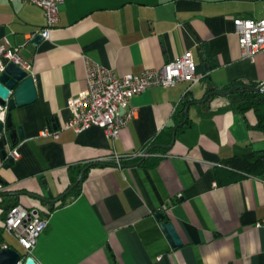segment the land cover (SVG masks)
I'll return each instance as SVG.
<instances>
[{"label": "crops", "instance_id": "crops-1", "mask_svg": "<svg viewBox=\"0 0 264 264\" xmlns=\"http://www.w3.org/2000/svg\"><path fill=\"white\" fill-rule=\"evenodd\" d=\"M59 19L49 40L33 44L43 10L0 0V45L21 49L37 91L33 103L12 111L24 140L8 150L19 158L8 169L0 160L8 187L0 217L15 203L49 218L30 256L38 264H264V175L236 179L224 164L264 152V132L253 111H231L219 93L237 81L264 85V51L244 57L234 26L264 19V0H64ZM187 53L200 82L136 96L137 116L118 139L99 127L62 129L69 101L86 88L89 62L139 76ZM169 131L171 149L146 166L104 162L149 150ZM78 167H86L79 176ZM84 173L80 193L57 201ZM156 213L173 224L181 246L171 245Z\"/></svg>", "mask_w": 264, "mask_h": 264}, {"label": "built area", "instance_id": "built-area-1", "mask_svg": "<svg viewBox=\"0 0 264 264\" xmlns=\"http://www.w3.org/2000/svg\"><path fill=\"white\" fill-rule=\"evenodd\" d=\"M13 2L15 0H8ZM24 3L41 8L45 16V27L41 32L44 39L49 40L52 31L59 24V10L64 0H20ZM235 32L243 56L253 59L264 51V19H236ZM9 64L17 65L28 75L32 73V63L27 61L18 47H10L8 43L0 45V75L6 71ZM197 66L191 54L168 62L161 69H148L141 75L118 76L114 71L88 63L86 88L68 103L71 119L63 125V130H73L82 133L92 127L102 128L111 139H118L120 133L136 118L137 111L132 100L154 87L171 88L178 83L188 82L190 87L200 82ZM8 101L5 106L0 104V122L6 124ZM43 135H50L45 132ZM59 139L60 133L53 134ZM1 139V137H0ZM9 156L14 160L19 158L16 149L9 150ZM163 155L152 154L148 150L123 156L114 155L104 162L122 167L126 163ZM8 190L0 180V196ZM264 220L258 223L261 227ZM49 226V218L38 210H31L21 204L14 206L3 220V229L11 234L27 253L31 255L37 246L40 236ZM1 249H8L2 245ZM18 264H24L21 260Z\"/></svg>", "mask_w": 264, "mask_h": 264}, {"label": "water", "instance_id": "water-1", "mask_svg": "<svg viewBox=\"0 0 264 264\" xmlns=\"http://www.w3.org/2000/svg\"><path fill=\"white\" fill-rule=\"evenodd\" d=\"M44 37L42 34H38L32 40L33 44H39ZM238 87L233 88L228 93L220 94L221 96L228 97L235 93ZM264 90V85L259 86L256 89H252L254 92H260ZM214 91L209 94L213 95ZM216 93V92H215ZM214 93V94H215ZM37 98V91L32 76H29L25 71L21 70L15 64H9L6 71L0 75V104L5 106L8 101V116L6 124L0 122V160L6 162L5 169L11 167L15 160L9 156L8 145L16 147L20 141L24 140V134L21 127L14 129L12 121V111L17 107H22L33 103ZM188 110V109H187ZM188 112V111H187ZM171 149V147H166ZM83 174L80 176L77 183L70 189L72 191L76 188L82 179ZM69 191V192H70ZM68 193V192H67ZM155 217L162 223V229L167 236L173 247H179L182 242L177 234V231L173 224L164 222V215L162 213H156ZM22 255L14 249H0V264H18L22 260ZM24 264H38L33 257H27L24 260Z\"/></svg>", "mask_w": 264, "mask_h": 264}, {"label": "trees", "instance_id": "trees-1", "mask_svg": "<svg viewBox=\"0 0 264 264\" xmlns=\"http://www.w3.org/2000/svg\"><path fill=\"white\" fill-rule=\"evenodd\" d=\"M235 87H238V90L228 96L229 109L235 113L243 115H245L249 111H253L257 117V125L255 126V128L264 132V90L260 92H254L252 91V89L258 88L259 85L248 83L246 81H237L231 84L230 86L219 90V93H228ZM190 104H192V101H186L183 105L182 112ZM167 135L168 136H165L167 137L165 140H163V138H159L158 140H156L155 143L150 146V149L148 151L152 154H165L167 152L166 147L170 146L173 141L171 131H169ZM150 160H152V158L137 160L134 161V164L139 166H146L148 163H150ZM224 164L227 168L232 171H235L238 174L235 176L236 179L242 178L243 176L260 177L264 175V152H256L248 155L234 156L226 160ZM85 169L86 167H78L76 169L77 176H79ZM77 178L78 177H74L73 185L76 183ZM85 178L86 173L83 174L80 184L74 190H72L66 196H61L56 200L61 201L63 204H65L67 198L76 197L80 193L81 184L83 183ZM16 205L18 204L13 203L11 205H8L5 210L3 209L1 219L4 220L8 212ZM1 244L2 241L0 240V246Z\"/></svg>", "mask_w": 264, "mask_h": 264}, {"label": "rangeland", "instance_id": "rangeland-1", "mask_svg": "<svg viewBox=\"0 0 264 264\" xmlns=\"http://www.w3.org/2000/svg\"><path fill=\"white\" fill-rule=\"evenodd\" d=\"M1 215V214H0ZM0 225H2V220L0 217ZM4 237V239L9 242V244L11 246L14 247L15 250H17L19 253L22 254V256L25 254L24 250L22 249V247L18 244V242L16 241V239H14L8 232H6L2 226H0V238Z\"/></svg>", "mask_w": 264, "mask_h": 264}]
</instances>
